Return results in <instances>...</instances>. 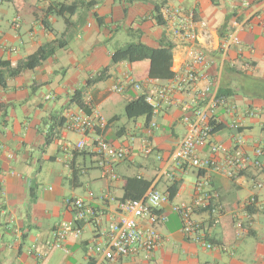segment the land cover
Instances as JSON below:
<instances>
[{"label":"crops","instance_id":"1","mask_svg":"<svg viewBox=\"0 0 264 264\" xmlns=\"http://www.w3.org/2000/svg\"><path fill=\"white\" fill-rule=\"evenodd\" d=\"M74 2L0 0V63L7 64L0 65V264H97L100 258H90L88 253L97 233L94 224L83 226L84 233L88 225L92 227L91 239H69L66 251L49 250L47 242L55 228L72 219L67 203L71 199H83L102 212L98 231L106 228L116 217L127 178L151 181V189L163 194H169L178 183L172 204L192 201L194 184L187 187L184 178L189 173L197 178V171L187 166L182 171L175 166L167 168L166 163L186 134L180 109L165 105L150 123L146 116L128 119L125 113L128 124H124L123 116L116 113L120 103L126 109L130 101L170 85L172 80L149 78V62L136 73L132 60L112 63L114 52L129 44L141 42L159 48L161 43H170L174 46L172 71L175 75L181 72L188 40L178 31V8L186 15L193 14L198 42L209 61L202 73L218 78V92L223 90L224 100L237 107L239 120L224 107L217 110L213 141L233 147L239 132L244 152L254 159L260 148L264 162V0H250L248 9L228 0H81L76 14H56L59 5ZM157 6L163 26L156 21ZM18 17L17 26L14 21ZM236 29L241 44L224 54L220 46ZM58 42L66 46L58 48ZM45 47L55 52L44 64L11 75L19 62ZM101 72L102 78L97 77ZM127 77L150 84L135 92L126 84ZM118 83L125 86L122 94L111 91ZM204 86L203 79L196 85L198 89ZM172 95L175 100H188L192 93L173 90ZM87 99L108 122L98 134L132 153L128 161L115 167L114 181L102 177L99 157L92 148L74 149L82 135L64 133L58 126L57 119L65 110L77 112L79 102ZM247 111H256L259 117H248ZM148 147L153 148L152 154L146 153ZM159 153L165 161L157 160ZM95 171L98 176L93 175ZM165 173H174V181ZM207 175L224 213L218 225L212 224L207 212L197 213L196 218L202 222L206 242L218 248L208 249L187 239L179 218L166 205L168 221L159 228L162 242L154 255L150 259L142 255L125 258L119 264H264V175L255 167L234 179L214 171ZM257 183L262 184L261 189L256 188ZM95 185L100 189L98 195L92 190ZM80 187H86L85 195L76 194L74 189ZM106 195L113 201L105 200ZM252 196L260 207L251 208L247 218L241 205ZM234 215L245 221L243 229L236 227ZM38 254L47 257L40 260Z\"/></svg>","mask_w":264,"mask_h":264},{"label":"built area","instance_id":"2","mask_svg":"<svg viewBox=\"0 0 264 264\" xmlns=\"http://www.w3.org/2000/svg\"><path fill=\"white\" fill-rule=\"evenodd\" d=\"M228 1L240 5L243 9H248L251 6L250 0ZM185 13L183 8H178L175 11L178 22H180L179 34L182 32L188 40L187 59L182 71L175 75L170 85L153 89L142 96L145 97L146 103L152 107L153 116L158 115L165 105H173L181 111V121L186 126V134L176 149L170 153L166 163L167 168L175 166L182 171L183 167L187 166L197 171L192 201L172 204L173 201H170L169 194H163L153 188L139 200L118 202L115 219H110L106 228L98 231L104 214L95 210L83 199H71L67 203L72 219L61 223L52 232V240L47 242L49 250L66 251L69 239H81L83 226L91 223L95 225L97 233L89 244L88 253L90 258H100L97 264H119L122 259L140 255L150 259L161 246L162 238L159 228L168 221V216L163 209L166 205H170L172 213L179 218L181 232L187 239L201 243L208 249H217V246L206 242L202 222L196 218L197 213L207 212L212 218V224L218 225L224 213V207L219 200L220 196L212 189L208 172L214 171L224 177L234 179L255 167L264 175V162L260 159L263 155L262 150L260 148L255 150L254 159L248 156L242 149L244 139L239 132L233 139V147L213 141L217 110L224 107L230 116L236 118L237 107L219 98L218 78L210 79L202 73L203 69L209 65V61L198 42L193 14L186 15ZM183 15H186V21L183 19ZM19 20L18 17L14 24L18 26ZM235 26L237 28L238 24ZM237 29L230 32L221 44L220 49L224 54L231 46H240L241 41ZM202 79L205 81V86L198 89L196 85ZM126 84L135 92H140L150 82L142 83L132 77H127ZM173 90L179 93L190 91L192 95L188 100H175L172 95ZM111 91L122 94L125 92V86L122 83L115 84ZM85 105L89 113L81 108L77 112L65 110L63 114L65 125L62 131L82 135V139L75 144L74 149L81 152L92 148L99 157L97 165L102 177L114 181L117 179L115 167L131 158V150L127 147L117 148L100 136L98 132L103 131L108 122L101 112L92 105L91 99H87ZM246 115L251 118L259 117V113L256 111H247ZM236 119L239 120L238 117ZM235 123V121L232 123L233 129L236 127ZM155 127L156 124H152V128ZM205 150L208 152L203 156L202 153ZM146 153L152 154L153 148L148 147ZM157 160L165 161V156L159 153ZM165 174L170 181H174V173ZM256 188L261 189L262 184L257 183ZM104 199L113 201V198L108 195ZM257 206L260 207V203L256 196L248 198L241 205L247 218H249V210ZM234 221L239 230L243 229L245 221L241 217L234 215ZM37 256L40 260L47 257L43 254Z\"/></svg>","mask_w":264,"mask_h":264},{"label":"trees","instance_id":"3","mask_svg":"<svg viewBox=\"0 0 264 264\" xmlns=\"http://www.w3.org/2000/svg\"><path fill=\"white\" fill-rule=\"evenodd\" d=\"M129 3H132V1H130ZM81 4V0H76V2L69 6L65 4L59 5L55 11L58 16H63V14L65 13L74 15L80 8ZM155 13L157 24L163 26L165 24V21L160 14V8L158 6L155 8ZM44 23L45 26L48 27V23L46 21H44ZM58 43V48H64L66 46L62 42ZM173 49L174 46L170 43H161L159 48H151L141 42L132 43L122 49L115 51L112 56V63L118 64L125 61L129 62L133 59L132 57L145 56L151 61L149 78L154 80H172L175 78V73L172 71ZM54 52V48H41L37 54L30 57L27 61L19 62L16 65V68L11 72V75L16 76L25 71H31L40 67L54 55ZM0 65L6 66L7 64L5 62H2L0 63ZM103 75L104 72H101V74H99V76L97 77L102 78ZM218 96L219 98L224 99L225 93L223 92V90H219ZM79 108L89 113V110L84 102H79ZM125 113L128 119H135L141 116H146L147 123H150L151 119L153 118V109L149 104L146 103L144 96H140L130 101L126 105ZM57 120L60 121L58 122L60 130L63 129L65 125L64 118L59 117ZM152 185L153 183L151 181L145 180L143 178H127L124 186V195L121 201L125 202L128 200H139L143 198V196L151 189ZM177 190L178 183H174L170 188V201H173V199L175 198Z\"/></svg>","mask_w":264,"mask_h":264},{"label":"rangeland","instance_id":"4","mask_svg":"<svg viewBox=\"0 0 264 264\" xmlns=\"http://www.w3.org/2000/svg\"><path fill=\"white\" fill-rule=\"evenodd\" d=\"M94 29H95V28H94ZM123 36H124V35H123ZM125 38H126V37H125ZM133 42H137V41H133ZM120 47H121V46H120ZM132 58H133V59H132V64H134V72H135V73H136V72H142V69H143V68L145 69V66L148 64V62L151 64L150 59H148V58L145 57V56H138V57H132ZM136 63H138V64H136ZM141 68H142V69H141ZM124 110H125V109H124V107H123V103H120V107L118 106V112H116V113H118V114H120V115L123 116V117H122V122H121V123L128 124V121H127L126 117L124 116V115H125V111H124ZM93 175H94V176H98L99 173H97V172L95 171V172H93ZM196 180H197L196 175L193 174V173H189V174L186 175L185 178H184L185 185H186L187 187H191L192 184H195ZM74 190H75L76 194H80V195H85V194H86V187L75 188ZM92 190H93V192H94L96 195L100 194V189L98 188L97 185L92 186ZM91 228H92V227H91L90 225H88V227H87V229H86V232H85V233L83 232V235H82V237H81L80 240H83V239H85V240H89V239H91V238L93 237V232H92ZM56 250H58V249H56ZM57 252H59V251H56V253H57ZM79 256H81V254H80Z\"/></svg>","mask_w":264,"mask_h":264}]
</instances>
